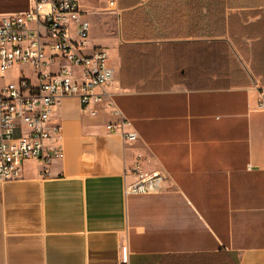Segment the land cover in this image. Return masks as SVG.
<instances>
[{
    "label": "crops",
    "instance_id": "crops-1",
    "mask_svg": "<svg viewBox=\"0 0 264 264\" xmlns=\"http://www.w3.org/2000/svg\"><path fill=\"white\" fill-rule=\"evenodd\" d=\"M105 1L113 56L95 45L139 139L61 99L64 158L0 184V264H264V0ZM30 4L0 0V21ZM138 160L161 192L126 193Z\"/></svg>",
    "mask_w": 264,
    "mask_h": 264
},
{
    "label": "built area",
    "instance_id": "built-area-1",
    "mask_svg": "<svg viewBox=\"0 0 264 264\" xmlns=\"http://www.w3.org/2000/svg\"><path fill=\"white\" fill-rule=\"evenodd\" d=\"M110 7L117 0H108ZM107 50L91 38V24L82 0H31L27 11L6 14L0 21V184L21 180L24 163L37 160L49 166L64 158L61 127L52 113L61 99L76 97L82 114L106 112L110 134L124 142L139 139L133 123L117 106L107 87L115 81ZM28 67L36 84L21 70ZM8 75L10 77L8 78ZM264 96V93H263ZM260 107L264 110V97ZM136 181L126 193L150 194L163 190L165 176L146 173L138 160ZM44 175L50 176L46 169Z\"/></svg>",
    "mask_w": 264,
    "mask_h": 264
},
{
    "label": "rangeland",
    "instance_id": "rangeland-1",
    "mask_svg": "<svg viewBox=\"0 0 264 264\" xmlns=\"http://www.w3.org/2000/svg\"><path fill=\"white\" fill-rule=\"evenodd\" d=\"M84 8L90 13L89 18L92 23L91 38L93 43H99L107 47L112 57L114 54L113 42L119 32V20L116 13L110 10L105 0H88L87 3L84 4ZM21 70L26 77L35 79L33 71L28 67H22V69L12 72V81H19L17 76L21 73ZM9 77L10 75H8V78Z\"/></svg>",
    "mask_w": 264,
    "mask_h": 264
}]
</instances>
